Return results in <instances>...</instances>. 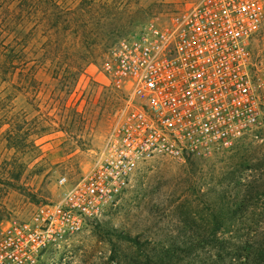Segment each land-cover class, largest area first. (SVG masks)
<instances>
[{
  "label": "rangeland",
  "instance_id": "rangeland-1",
  "mask_svg": "<svg viewBox=\"0 0 264 264\" xmlns=\"http://www.w3.org/2000/svg\"><path fill=\"white\" fill-rule=\"evenodd\" d=\"M7 1L0 0V14ZM57 1L74 12L58 20L73 34L61 46V36L46 37L41 15L25 8L26 31L40 29L27 39L34 71L0 78V226L57 200L64 190L57 180L72 183L89 168L122 103L103 76L109 48L196 0ZM256 45L264 57V26ZM6 131L21 135L16 149L6 148ZM262 195L264 116L212 156L146 161L114 208L65 237L44 262L249 264L258 255L249 247L264 232Z\"/></svg>",
  "mask_w": 264,
  "mask_h": 264
},
{
  "label": "built area",
  "instance_id": "built-area-1",
  "mask_svg": "<svg viewBox=\"0 0 264 264\" xmlns=\"http://www.w3.org/2000/svg\"><path fill=\"white\" fill-rule=\"evenodd\" d=\"M264 0H196L150 21L105 56L121 106L89 168L60 197L0 226V264H45L65 237L114 208L139 166L212 156L261 125Z\"/></svg>",
  "mask_w": 264,
  "mask_h": 264
},
{
  "label": "trees",
  "instance_id": "trees-1",
  "mask_svg": "<svg viewBox=\"0 0 264 264\" xmlns=\"http://www.w3.org/2000/svg\"><path fill=\"white\" fill-rule=\"evenodd\" d=\"M5 2V1H4ZM57 0H8L5 5V11L0 14V78L9 74L11 70H18V74L26 72L27 74L34 71L33 64L28 67L30 62H34L35 59H27L26 56L30 53L27 39L31 34L35 35V30L38 31L39 26L33 29L27 28V18L29 14H26V9L29 7L34 13L41 15L40 27L48 30L46 37L49 36H61L60 45L64 44V41L68 36L73 34V29L62 30L59 26V15L73 16L74 12L71 7H63L57 3ZM29 4V6H28ZM14 5V8L13 6ZM26 14V15H25ZM63 32V34H62ZM27 34V35H26ZM81 43H87L89 37L87 34L80 35ZM54 41L57 39L54 37ZM32 55V53H30ZM32 80V79H31ZM5 134V141L8 142L6 148L16 149L17 141L15 138L20 139L21 135L12 136L8 131ZM264 198V195H262ZM256 241V240H255ZM253 246L249 248L257 253L256 261L251 260L249 264H264V232L258 241L252 243ZM221 259H219L220 261ZM223 263V261L221 262ZM214 261V264H221Z\"/></svg>",
  "mask_w": 264,
  "mask_h": 264
}]
</instances>
